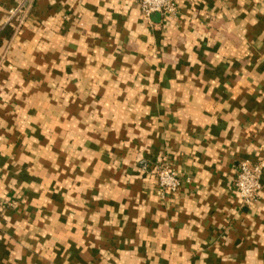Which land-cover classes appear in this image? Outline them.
Listing matches in <instances>:
<instances>
[{"label": "crops", "instance_id": "crops-1", "mask_svg": "<svg viewBox=\"0 0 264 264\" xmlns=\"http://www.w3.org/2000/svg\"><path fill=\"white\" fill-rule=\"evenodd\" d=\"M176 3L0 0V264H264V0Z\"/></svg>", "mask_w": 264, "mask_h": 264}, {"label": "built area", "instance_id": "built-area-1", "mask_svg": "<svg viewBox=\"0 0 264 264\" xmlns=\"http://www.w3.org/2000/svg\"><path fill=\"white\" fill-rule=\"evenodd\" d=\"M142 17L151 21L154 15H160L164 21L176 17L178 7L176 0H140ZM264 160L259 163L242 161L236 171L234 188L238 193L242 206L251 208L260 200L263 189ZM154 175L160 187L162 196L177 193L182 182L178 175L166 163H162L154 170Z\"/></svg>", "mask_w": 264, "mask_h": 264}, {"label": "rangeland", "instance_id": "rangeland-1", "mask_svg": "<svg viewBox=\"0 0 264 264\" xmlns=\"http://www.w3.org/2000/svg\"><path fill=\"white\" fill-rule=\"evenodd\" d=\"M26 11L27 9L22 5V6H17L15 8L10 9L9 12V21H12L15 18H19V23L18 25L20 26L23 24V21L25 20L26 16ZM18 25H16V28H18ZM0 76H1V71H0ZM161 165V164H160ZM59 173H61V170L59 169Z\"/></svg>", "mask_w": 264, "mask_h": 264}]
</instances>
